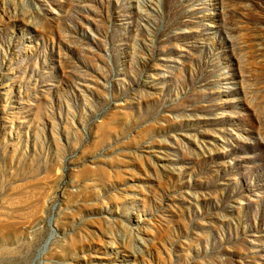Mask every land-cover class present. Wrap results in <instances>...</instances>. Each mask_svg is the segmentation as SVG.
Returning <instances> with one entry per match:
<instances>
[{
	"label": "rangeland",
	"instance_id": "rangeland-1",
	"mask_svg": "<svg viewBox=\"0 0 264 264\" xmlns=\"http://www.w3.org/2000/svg\"><path fill=\"white\" fill-rule=\"evenodd\" d=\"M0 264H264V0H0Z\"/></svg>",
	"mask_w": 264,
	"mask_h": 264
}]
</instances>
